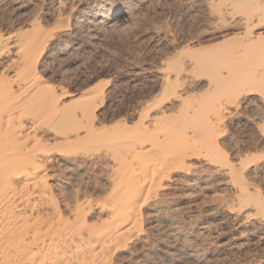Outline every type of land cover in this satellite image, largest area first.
Segmentation results:
<instances>
[{"label":"rangeland","instance_id":"1","mask_svg":"<svg viewBox=\"0 0 264 264\" xmlns=\"http://www.w3.org/2000/svg\"><path fill=\"white\" fill-rule=\"evenodd\" d=\"M120 8L129 10L126 15L130 19L123 22L113 17L110 22L104 16L110 9ZM98 19L101 22L97 25ZM261 20L264 0H0V35H30L44 28L43 37L55 49L39 65V74L58 91L67 87L66 92L85 93L98 111L95 125L104 134L88 140L84 151L88 155L100 154L101 166H90L80 175L59 170L67 178L68 194L71 196L85 183L99 182L97 192L88 200L96 209L107 212L105 203L115 192L125 190V178L140 177L145 171L141 163L143 169L146 163L131 151L135 141L132 138L142 137L147 148L158 151L142 161L165 166L158 168L161 175L167 173L166 178L161 176L160 182L158 179L150 185H140L148 190H143L148 194L144 195L147 203L142 207L144 222L137 235L118 252L117 264H264V228L256 222L264 210L254 200L241 196L247 191L264 197V45L252 43L247 37L251 31L264 33V21L257 24ZM197 47L211 49L209 55L215 67L212 72L192 60L191 51ZM12 48L9 45L0 59V73L9 72L18 60ZM213 73L226 79V86L223 90L215 84V91L207 93L208 82L216 76ZM72 108L80 112L75 104ZM76 111L68 113L75 116L79 113ZM148 115L157 116L150 125ZM65 117L56 127L63 122L65 130L81 125L73 121L75 118ZM73 123L74 127L66 126ZM45 124L51 143H57L61 131ZM161 137L177 142V150L175 144L171 147L180 158L174 160L180 162L173 161L175 166L180 164L176 168L171 169L176 157L170 153L171 148L170 152L164 151L172 144H153ZM194 137L198 138L192 140ZM119 149L125 154L118 156ZM188 149L193 151L191 156ZM166 156L172 166L165 164L167 160L161 164L160 159ZM156 182L162 183L163 189L162 184L157 189ZM151 187H155L154 191ZM150 190L155 195L151 196ZM107 218L98 215L93 223L101 225Z\"/></svg>","mask_w":264,"mask_h":264},{"label":"bare ground","instance_id":"2","mask_svg":"<svg viewBox=\"0 0 264 264\" xmlns=\"http://www.w3.org/2000/svg\"><path fill=\"white\" fill-rule=\"evenodd\" d=\"M128 1L130 2V0ZM127 12H129V10L124 11L123 8L113 11L112 9H110L108 11V14H105L104 16L108 18L110 22L113 20V17L116 18L117 21L119 20L124 22L126 18H129V15H126ZM80 15H82V12ZM59 20L60 19L57 20V23ZM263 21L264 20L258 21L257 24ZM100 22L101 21H99L98 19L97 25ZM251 23L248 26L249 29ZM126 24L128 23H125V25ZM39 25H37V28L40 27ZM252 27H254V25ZM43 30L44 28H42L41 31L36 30L35 32H30V35H25L18 32H16L17 34L14 32V35H0V59L3 58V53L9 45H11V48H15V54L18 56V60L14 62L9 72H7L6 74L0 73V264H117L118 252L124 249L128 245V243L135 237V235H137V232L140 231V227L144 222L142 218V207L143 205H145V203H147L145 196H147L148 194H144V192H148V190L145 191L144 189H142V187H140V185L144 186L148 183L150 185L158 179V181L160 182L164 178H166L164 176H167V173L164 172L165 174L163 173L161 175L162 172L158 168L159 165L156 167V163H153V165L148 161H142L147 160V156L149 155L153 157V155L158 151H156V149L154 148H147V146H145V141L140 140V138L142 137H137L139 140H137V138H132L133 140L135 139L136 142L134 141V144L130 146L133 147V150L131 151L137 154L136 158H138L140 162L146 163V167H144L145 169H143V164L141 163L142 170L145 171L142 173V175H140V177L137 176L139 178H132V175L128 179L127 177L125 178V190L122 193L115 192L105 203V205L107 204L109 208L107 212L96 209V207L92 206L93 204H90V201L88 200V197L90 195L97 192L99 188V182H94L91 185L85 183L81 189L73 191L71 196L68 194L66 183L67 178L59 174V170L66 169L71 171L70 174H74L75 172L80 175L82 173H85V171H87L90 166L99 168L102 163V156L100 154L88 155L86 154L84 149L88 140L91 139L92 141L93 138H98L99 136H101L102 132L101 128L99 127V130V128L95 125V121L96 119H98V111H96V107L90 104L91 102H93V99L87 96L92 100L89 103L88 98L85 97V93H69L65 91L67 87L63 89V87L59 88L58 86V88L61 89L60 91H58L56 90L57 88H55L53 85L48 84L46 80L39 74V65H42L44 60L50 57L55 49V47L50 46V40L43 37ZM247 37H249L248 39L252 43L255 42L257 44L264 45L263 32L257 33L256 31H251L247 35ZM197 48V50L194 49V51H191V55L193 56L192 60L200 62L205 70L212 72L215 67L213 65L212 56L209 55L211 49L204 48L202 50L200 47ZM256 60L257 59L255 57L253 61L256 62ZM221 67L219 68V71H221ZM235 68H237V66ZM215 75L216 76H214V81L210 80L208 84L206 83L208 90L207 93H213L215 91V84L216 87L218 86V88L221 87L222 89L224 88V86H226L224 83L226 79H222L218 74ZM237 78L239 79V76ZM166 80L167 78L165 79V82ZM226 89H229V87ZM100 91H98L99 94H101ZM220 96L222 97V95ZM209 101H211V99ZM74 104L75 106L79 107L80 112L78 109V111H76L75 109L73 110L72 105ZM224 105L225 104H223V106ZM69 107H71L72 111H76V113H79L74 114L75 116H72L73 112L72 114H69L71 113V109ZM66 109H68V111ZM65 112L70 115L69 116L66 114L68 118L72 116V119L75 118L73 121L76 120L77 122H81V125L79 127L77 126L78 124H75L78 127H76L77 129L75 128L74 130H65L64 122L59 126L57 125L59 128L56 127V123L61 121L60 118L66 116H64ZM156 117L154 116L153 118L151 117V115H148L147 124L150 125L152 122H154ZM168 118L171 119L170 117ZM172 119H174V117ZM44 123H46L45 125L49 127H55L56 129L61 131L60 134L62 137L58 136L59 138H56L57 143H51L52 139H50L47 128L43 126ZM66 126L68 128H70L69 126L74 127V123L73 125L69 124ZM186 127H184V130H181L183 131V133L186 132ZM154 128L156 129L157 127L154 126ZM210 128L212 129V127ZM143 129L144 128H142V130ZM193 129H195V127ZM171 131L170 134L172 133ZM192 132L194 131H191V133ZM201 132H203V130L200 131L199 134ZM112 133L115 132L113 131ZM133 133L131 132V134ZM166 133L168 134V131ZM210 134L212 135V133ZM112 135L114 136V134ZM129 135L130 134L128 133V137H130ZM108 137L111 138L110 136ZM119 137L120 134L118 133V139ZM128 137L125 138L129 140ZM187 137L189 136L187 135ZM190 137H193L192 134ZM170 138L171 137L169 136V139ZM196 138L198 137H194L192 138V140H196ZM166 139L167 140L162 138L160 140L153 141V144L155 145V143L158 142L159 144L161 142L165 146L168 141V144L170 143L172 145L167 144L168 146H170L168 149H161H163L164 151L168 150L166 152L171 151L170 153H172L174 148L175 150H177V142L172 143L171 140H168V138ZM103 140L97 141L99 143L100 141L103 143ZM97 141H95V143ZM162 141L165 142V144ZM105 142L104 145H106ZM150 143L152 142L150 141ZM161 143L159 145H161ZM127 144L129 145L130 142L126 144L123 143L122 146H125ZM173 144H175L176 147H174ZM199 145H201V143H199ZM122 146H120L121 149L123 148ZM188 147L191 146L189 145ZM60 148L63 150L59 151ZM200 148L202 147L200 146ZM121 149H119L118 156L125 154L122 153ZM192 149L188 150L192 151ZM197 149H199V147ZM64 150H66V153H63L65 152ZM70 152L74 153L72 154ZM177 153L178 152H176V154ZM192 154L193 151L190 156ZM215 154L217 155V152ZM172 155L174 154L172 153ZM151 156L148 158L151 159ZM171 156L169 155V158ZM167 157L168 156L163 158V161H161L160 159L161 164L163 162L164 165ZM176 158L178 157L176 156L175 159L171 161L172 164L174 160H177ZM178 159L180 160V158ZM167 162L165 164H169V166H172V164L170 165V161V163ZM147 163L150 164L147 165ZM126 164L127 163H125V166ZM129 165L130 164H128V166ZM177 165L178 164H176V166ZM147 166L150 170H146L148 168ZM169 166L167 167L169 168ZM176 166L175 164H173L171 169L174 167L176 168ZM159 167H161L162 170V167L165 166L161 165ZM121 171L124 177L125 170L122 169ZM166 172H169V170L167 169ZM237 173L239 174V172ZM161 176L163 179H161ZM114 177L119 176L115 175ZM160 184L162 183L156 182V186L155 184L154 186L156 188L158 187L157 189L160 190ZM155 187H151V189H155ZM161 187L163 189V184ZM151 191L152 190L149 191V194H152L151 196L155 195L151 193ZM241 196L244 200L247 201L254 200L255 203L264 210V197L260 193L252 195L247 191H244L242 192ZM91 198L89 199L91 200ZM84 199H86L87 202L89 201L87 205L88 209L84 207ZM92 200L96 201L97 199ZM103 200H105V198ZM98 215H107L108 218L101 225L94 224V218L98 217ZM256 222H258L259 226L263 225L261 227L264 228V215L258 218Z\"/></svg>","mask_w":264,"mask_h":264}]
</instances>
